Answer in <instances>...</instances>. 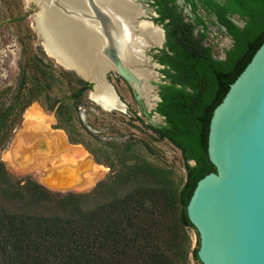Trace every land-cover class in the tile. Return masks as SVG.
<instances>
[{"label":"trees","instance_id":"16d2710c","mask_svg":"<svg viewBox=\"0 0 264 264\" xmlns=\"http://www.w3.org/2000/svg\"><path fill=\"white\" fill-rule=\"evenodd\" d=\"M164 1L157 0L160 19L169 17L168 49L159 61L166 64L168 83L161 85L156 106L164 124L144 126L150 131L147 140L165 139L180 150L184 179L178 180L171 166L147 158L155 150L147 140H103L88 129L80 107L99 109L84 102L89 82L35 54L34 72L24 62L17 84L0 89V149L26 108L38 102L54 111L56 128L71 143L81 144L111 174L86 194L54 197L42 184L13 185L0 159V197L21 204L19 209L0 206V264H202L197 231L185 208L197 181L215 170L207 156L210 118L264 39V0L215 2L233 38L223 59L192 36L174 9L177 17L163 8ZM228 12L239 14L243 26ZM66 80L71 92L58 95ZM141 143L147 154L140 151Z\"/></svg>","mask_w":264,"mask_h":264},{"label":"water","instance_id":"95a60500","mask_svg":"<svg viewBox=\"0 0 264 264\" xmlns=\"http://www.w3.org/2000/svg\"><path fill=\"white\" fill-rule=\"evenodd\" d=\"M24 1L35 7L30 16L38 12L43 2H48L51 8L65 14H72L73 10L78 9L66 6L62 0ZM130 1L138 5L136 0ZM84 2L90 12L89 18L96 23L104 40L108 39L109 42L107 12L97 6L94 0ZM30 25L32 27V22ZM41 42L39 39L40 45ZM54 60L59 63L57 58ZM60 65L73 70L92 84L87 95L101 109L125 110V103L107 78L108 71L115 67L118 69L116 73L133 88V77L122 66L119 57L110 60V65L102 69L85 66L78 70ZM97 85H100V91L96 90ZM104 91L110 93L109 101V96L104 99L99 96ZM137 98H140L139 93ZM51 114L55 119L54 111ZM56 129L62 134L57 135L68 144H61L57 140L58 136L54 138L44 130L35 132L33 129L30 135L37 138V145L28 146L20 141L13 148L14 160L17 163H29L34 157L43 160L54 156L57 147L64 150L67 146H82L71 143L63 129ZM22 147L27 148L23 154L17 152ZM86 154L89 162L100 166L91 153ZM207 156L215 170L197 181L185 208L189 221L197 231L198 259L202 264H264V39L212 112ZM76 174L77 171L70 168L53 171L45 181L54 180L59 186L78 185L83 178Z\"/></svg>","mask_w":264,"mask_h":264},{"label":"rangeland","instance_id":"374dc122","mask_svg":"<svg viewBox=\"0 0 264 264\" xmlns=\"http://www.w3.org/2000/svg\"><path fill=\"white\" fill-rule=\"evenodd\" d=\"M34 8L33 4L28 5L24 0H0V89H3L7 85L15 86L17 84L20 66L24 62L28 63L29 72H34L33 59L35 54L39 56L43 55L42 47L38 44L39 38L33 32V28L30 27L31 16L27 15ZM17 18H21V20L16 21ZM235 19L239 25L244 24V20L238 18V16H235ZM27 26L28 29L30 28L29 31H27ZM27 33H35V35L31 37L27 36ZM204 42L212 46L214 54L218 57H223L221 51L223 44L226 46L230 44L229 40L213 25H210L208 36L204 39ZM69 84L68 80L64 81V85L59 88L61 92H58V95H68L71 92L70 87H72ZM114 86L117 94L127 106L125 112L119 110L102 112V110L93 108L89 104L85 108L80 107V116H82L87 128L103 140L120 141L134 138L144 143L148 139L147 135L150 132L144 124L148 123L149 120L146 117L142 118L144 121L136 119L142 116L139 110V102L134 97L136 92L132 90V93L124 80L115 82ZM148 97L151 99V94L150 96L148 94ZM87 101L93 102L87 97V93H85L84 102L88 104ZM28 109H36L39 112L45 122V126L43 127L46 130L42 127L45 133H50L54 138L62 135L61 132H56L57 129L54 127L56 120L50 111L43 109L38 102H32L26 108L22 118L15 126L10 139L0 149V159L5 164L6 173L13 185L42 184L49 188L50 194L54 197L63 196L68 192L86 194L95 189L100 181L111 174L107 165L100 163V166L97 167L93 161L89 162V156L86 154L88 151L80 145L67 146L68 148L64 150L57 147L56 154L49 156V159L41 160L38 157H34L29 163H17L14 160L13 148L20 141H27L25 143H28V146L34 145L37 138L30 135V130L35 129V132L39 131L33 126L34 124L32 125L26 119ZM150 122L160 124L163 123V118L154 115L151 117ZM147 142L155 149L152 151L153 153L151 152L152 154L148 153L147 158L155 163H165L171 166L176 178L183 180L185 169L180 150L165 139L161 141L149 139ZM143 148L144 145L141 143L139 149L142 154H145L146 151ZM67 168L77 171L76 176L83 178L78 185L59 186L57 183H54V180L45 181L53 171L65 170ZM1 205L9 206L12 209H19L21 206L20 203L16 201L9 202L3 197H0ZM192 237L193 246H195V237ZM191 264L197 263L192 261Z\"/></svg>","mask_w":264,"mask_h":264},{"label":"flooded vegetation","instance_id":"af4514ba","mask_svg":"<svg viewBox=\"0 0 264 264\" xmlns=\"http://www.w3.org/2000/svg\"><path fill=\"white\" fill-rule=\"evenodd\" d=\"M136 1L138 2V5L133 4L130 0H127V2L130 5L135 6L137 8V13L131 20L124 18L120 14L114 12L110 6L103 4L107 6V14L109 16V22L106 24V30H107L109 42L108 39L106 41L104 40L102 35L100 36L96 23L89 18L90 12L87 11L88 8H86L87 9L86 14L88 15V21H87L88 25L86 26L85 29L88 32L93 33L95 37H97L101 41L98 49L99 56H100V52L106 49V51H108L109 54H112L115 57H119L121 59L124 56L128 57V61H129L128 64L130 68L136 71V74L140 79L141 83H139V86L142 89V94H140L137 91V88L133 89L125 78H123L121 75L116 73L117 70L114 67H112V70L108 71L107 78L111 82L114 88H115L114 86L115 82L117 83V81L124 80L126 84L129 86L131 92L132 90L136 92V94H134V97L139 102V110L142 115L141 117H138L136 119L138 120L140 119L142 121L144 119L143 117H146L149 120V122L148 123L146 122L145 124H151L160 127L164 124V119H163V123L160 124L159 123L153 124L150 121H151V117L154 115L163 118V116L156 111V106L158 101L160 100L159 90L161 85L168 83V77L164 72V68H166V64L161 63V61L159 60L164 56L163 51L164 50L167 51L168 49L166 45L165 24L169 21V17H165L162 20L160 19V13L158 12V8L161 6V4H159L157 0H136ZM215 2L222 3V0H165L163 2V8L165 7L169 8V12L174 16L179 15L182 21L189 25L192 36L194 38L199 39L201 45L210 47L211 54L213 57L218 59H223L225 57L226 51L230 49L233 45V38L229 34L225 26L222 25V23L220 22L219 16L214 7ZM172 9H174L176 15L174 14ZM30 13L31 12H28L27 15L28 16L31 15ZM110 14L114 15L115 19L110 18ZM226 14L231 21L239 25L237 20L235 19V16H238V18H240L239 14L230 13V12ZM34 15L35 14L31 16L32 27L31 26L30 27L33 28L32 29L33 32H35L38 38L42 41L43 37L39 33H37V31L33 26ZM142 22L148 25L147 26L148 32L146 34H142L141 31L139 30L140 23ZM210 25L215 26L219 30V32H221V34H223L225 38H227L230 42L228 46L223 44L221 50L223 53V57L216 56L213 52L212 46L207 45L204 42V39L208 36ZM239 26H243V25H239ZM40 46L44 48L42 42ZM43 48H42L43 54L46 57L51 58L55 64L61 66L60 63H57L54 60V58L47 56L44 52L45 49L43 50ZM100 58L104 60L107 63V65H110L101 56ZM131 58L136 59L135 64H132L130 62ZM86 66H90V65H86ZM62 68L68 71H73L70 69H66L64 67ZM89 84H90V88H88L85 92L87 94L92 87V84L90 82ZM146 91L150 92L151 99L147 96L149 92H147L148 93L147 94ZM137 93L140 94V98H137ZM93 104L97 105L96 103ZM126 107L127 106L125 104V110ZM99 109L105 111L100 107ZM125 110L121 112H125ZM80 117L83 120L82 116ZM54 127L56 128L57 125H54Z\"/></svg>","mask_w":264,"mask_h":264},{"label":"bare ground","instance_id":"6f19581e","mask_svg":"<svg viewBox=\"0 0 264 264\" xmlns=\"http://www.w3.org/2000/svg\"><path fill=\"white\" fill-rule=\"evenodd\" d=\"M62 1L66 4V6L72 8H78V9L73 10L74 12H72V14H65L56 8L53 7L51 8L48 2L47 3L43 2L39 6L38 12L34 13L35 15L33 18L34 20L33 26L35 30L43 37L42 44L47 54L52 58L53 57L57 58L60 64L74 67L75 69L78 70H82L86 65L93 66L94 69L104 68L105 66H107V63L104 60H102L100 56L110 64V60L116 57L112 54H109L105 48H104L105 50L100 52V56H99L98 49L101 41L97 37H95L93 33H90L85 29L86 26L88 25L87 23L88 15L86 14L87 9L85 7L84 0H62ZM94 1L97 4V6L102 8L105 12H107V6H110L114 12L120 14L121 16L129 20H131L137 13V8L135 6L130 5L127 2V0H94ZM110 18L115 19L114 15L111 14H110ZM147 26L148 25L146 23L143 22L140 23L139 30L141 31L142 34H146L148 32ZM119 60L122 66L128 69V72L132 75L133 79L131 78V83L133 88H137V91L140 94H142V89L139 86V83H141L140 79L138 78L136 71L130 68L128 64L129 63L128 57L124 56L122 57V59L119 58ZM130 62L132 64H135L136 59L131 58ZM115 69L118 71L117 68ZM96 90L100 91V85L96 86ZM147 92L149 91H146V93ZM109 95L110 93L108 91H104L102 95L99 94V96L103 97L102 99H104L105 96H109ZM96 98L99 97L97 96ZM110 99L111 97L109 96L107 101H109ZM110 102H112V100ZM113 104L115 105V103ZM107 106L110 105L107 104ZM26 119L29 120L32 123V125L34 124L33 126H35L39 131L43 130L42 127L45 126L44 125L45 122L36 109H28L26 112ZM43 128L46 130L45 127ZM57 140L61 144L67 143L64 140V138L60 136H58ZM26 151L27 148L25 147L17 149V152H22V154L25 153Z\"/></svg>","mask_w":264,"mask_h":264}]
</instances>
